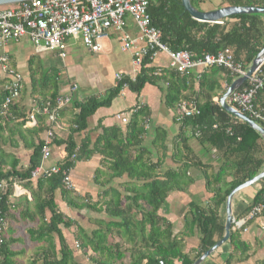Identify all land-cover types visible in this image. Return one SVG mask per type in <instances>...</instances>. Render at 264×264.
Instances as JSON below:
<instances>
[{"label": "trees", "instance_id": "obj_1", "mask_svg": "<svg viewBox=\"0 0 264 264\" xmlns=\"http://www.w3.org/2000/svg\"><path fill=\"white\" fill-rule=\"evenodd\" d=\"M146 1L151 27L160 32L161 43L172 52L186 51L192 60L199 59L204 54L212 55L228 49L234 62L240 64L246 71L264 47L263 15H240L220 21L222 25L206 24L196 22L184 13L180 0ZM205 2L207 0H190L191 6L197 11H201L200 5ZM224 6L264 8V0H221L218 7ZM149 64H151L150 60L145 58L140 74L134 81L124 78L110 90L106 98L102 100L92 98L83 103H71L76 113L70 121L71 135L64 141L65 159L59 167L71 169L75 162L87 161L94 154H99L108 165L110 179L125 176L130 181L141 182L139 187L127 189L126 192L131 193L130 197L125 198L129 204L122 207L119 194L116 193V198L105 207L106 215L118 221L107 224L90 237L77 229L79 234L77 244L81 250L85 254L90 250L93 253L92 256L98 257L90 259L92 264H112L116 254L113 249L118 250L120 247L117 244L113 246L108 243V236L112 235L113 229H118L120 233L117 235L127 238L132 246L129 264H143V262L144 264H159V262L162 264H193L222 238L224 229L220 221L219 209L229 193L264 170V142L260 135L213 102V91L217 85L208 74L202 75L199 79V89L196 95L193 91L186 93L190 94V98L184 94L190 87L187 77L180 76L171 70H162L155 75L156 70L149 67ZM211 69L218 70L214 67ZM42 81L41 87L48 88L50 91L46 100L39 104V109L47 105L48 109L54 108L58 96L56 74L47 73ZM160 82L166 86L167 108L177 111L178 105L185 103L187 106H194L199 112L198 115L183 118L179 123V134L172 148V159L177 164L175 169H166L158 174L155 171L160 166L159 161L156 164L144 160L143 138L147 131L144 129L143 118L148 117L147 109L144 107L131 113L124 131L117 128L105 130L92 149H89L87 141L76 148L72 135L83 131L86 127V120L99 108L108 106L110 101L119 95L123 85H126L129 91L139 93L145 84L157 85ZM246 87H248V81L239 90ZM4 97L5 92L2 89L0 105ZM63 109L57 114L62 113ZM16 110V106L11 107L15 119L20 120L23 116L18 115ZM45 120L44 115H38L36 117L37 127H33L31 134L37 137L43 130H49L50 126L45 125ZM24 123L25 120L22 119L20 125ZM255 123L262 127L257 121ZM156 132L152 143L160 144L164 157L165 134L157 130ZM189 136L196 137L205 153L214 151L211 161L203 163L191 152L187 145ZM52 143L60 145L56 141ZM42 146L43 142L40 140L32 144L33 153L29 166L20 173L13 167L10 172L4 174L0 162V182L7 181L10 184L8 180L13 178L20 181L28 180L30 173L39 166ZM72 155H74V161H70ZM211 162H215L216 168H212ZM192 168L200 171L205 181L206 192L211 194V198L204 207L192 206L193 211H190L189 217L186 218L185 234H192L193 230H196L198 235V245L191 257L183 253L182 238L172 237L171 225H165L166 223L158 217L157 212L166 206L168 194L174 191L182 193L186 191L192 182L187 173ZM262 183V188L254 195L248 210L258 204L263 205L264 208V179ZM36 188L37 192L39 190L44 195L42 197V194L38 192L39 195L36 198L33 197L34 216L40 220L34 239L43 241L47 245L41 254L40 264H73L71 262L72 253L67 247L62 229L69 230L75 224L58 211L54 204L53 194L59 190L66 205L73 209L86 207L89 210H96V207L88 201L81 204L76 203L71 193L62 187L61 174L37 180ZM9 195V188L4 193L0 192V215L5 220H7L9 209ZM46 211L50 215L48 219L45 218ZM131 211H135V215L139 217L138 220L130 215ZM53 236H56L58 240L57 252ZM1 239L0 264H11V253L5 234ZM227 246L231 253L224 264H232L236 254L242 255L246 250L237 231H230ZM57 253L59 254L58 259L56 258ZM116 258L120 260L122 255L118 254Z\"/></svg>", "mask_w": 264, "mask_h": 264}, {"label": "crops", "instance_id": "obj_2", "mask_svg": "<svg viewBox=\"0 0 264 264\" xmlns=\"http://www.w3.org/2000/svg\"><path fill=\"white\" fill-rule=\"evenodd\" d=\"M220 1L207 0V2L200 5L201 11L208 12L220 9L218 7ZM123 37L132 42V50L123 48ZM145 45V40L141 39L139 30L129 17L125 18V26L122 31H109V36L103 42L102 49L98 53L87 50L78 39L72 38L66 41L65 57L63 58L59 57L56 51L36 49L27 37H23L18 41L0 42V58L6 56L8 66L21 78L20 96L12 106H16L17 114L23 116L20 120H16L15 114L13 115L11 111V106V117L0 118V162L2 172L4 174L10 172L13 167L19 173L25 170L29 166L30 157L33 153L32 144L37 143L38 140L42 142L45 140L47 129L43 130L37 137L31 134V130L37 125L36 122L20 125L22 119L26 121L29 114H35L39 111V104L46 100L50 89L41 87L45 74L51 72L56 74L57 98L68 97L70 100L62 113L57 116L54 124L48 125V121L45 120V125L50 126L52 130L53 141L60 143V145L51 143L49 146L50 155L42 164L44 168H49L59 166L65 159L64 141L71 135L70 121L76 113L71 103H83L92 98L97 100L106 98L110 90L116 85L114 78L116 74L134 80L140 74L142 67V63L138 66L134 64V53L144 49ZM144 59H142V62ZM150 63L148 66L153 67L156 70L155 72L160 73L162 70H171L169 68V58L164 53L157 52ZM211 68H193L184 75L190 82V87L187 88L188 91L184 94L191 98L190 94L186 93L193 91L196 95L199 89V79L202 75L208 74L210 79L215 81L217 85L213 91L212 100L220 107V101L226 90L240 76H233L225 69L222 71V68L214 67L218 70ZM5 79L6 76L0 64V93ZM165 91L166 86L162 82L157 83V85L145 84L139 93L131 92L128 89L121 90L108 106L99 108L86 120V127L83 131L72 135V141L75 143L76 148L87 141L89 149H92L96 140L105 130L117 128L124 131L126 124L121 123L120 120L116 119V116L121 115L122 117L123 115L128 122L135 107L141 105L148 112L147 134L143 138L144 160L156 164L159 161L160 166L155 171L158 174L166 169H175L177 164L172 159V148L179 134L180 122L177 121L178 112L166 106ZM230 95L226 98L228 105H230ZM254 102L256 107L264 111V89L255 97ZM156 130L165 134L164 157L160 144L155 145L152 143L155 134H157ZM187 145L191 152L203 163L211 161L214 157V151L205 153L194 136H189ZM107 166L99 154H94L87 161L75 162L69 171V178L73 185V190L69 191L72 199L79 204L88 201L89 204L95 205L96 210H89L86 207L80 209L70 208L64 202L59 190H56L53 194L54 204L58 211L75 224L69 230L62 229V235L72 253L71 262L73 264H83L85 261L81 256L87 254L80 247L76 249L74 246L75 242L79 243L77 241V238H79L77 229L90 237L98 230H102L107 224L118 221L106 215L105 207L116 198V193L119 194L121 206H126L129 201L126 202L125 198L131 196V193L126 192L127 189L137 188L141 185V182L130 181L125 176L119 179H110ZM211 166L216 168L215 162H211ZM187 175L192 182L186 191L183 193L174 191L168 194L166 206L164 209H160L157 215L164 220L165 225H171L172 237L182 238L183 253H187L192 257L198 245V235L196 230H193L192 234H185V221L189 217V212L193 211L192 206L204 207L211 198V194L206 192L205 181L200 171L192 168ZM39 179L42 178H29L23 181L15 178L8 180L10 184L7 187L10 195L5 237L9 243L11 264H32L33 262L40 264L41 254L47 248L43 241L34 239L40 223L39 218L34 216L33 204V197L36 198L39 195L38 192L41 193L39 190L37 192L36 188ZM262 186V181L256 183L236 193L231 200V231H237L242 243L246 246V250L242 255L240 253L236 254L232 264H264V208L257 218L245 221L242 228H234L233 226L234 221L237 222L248 217L251 210L248 209L251 207L253 197ZM41 194L43 197V192ZM130 215L135 217V220L139 219L137 214L135 215V211H131ZM49 217L50 215L46 211L45 218L48 219ZM219 217L223 225L225 219L224 204L219 209ZM117 233H120V231L113 229L112 235L108 236L110 245L117 244L120 246L118 250L113 249L114 254H116L111 263L129 264L132 246L127 238L121 237ZM53 239L57 252L59 249L58 240L56 236H53ZM87 252H89V264H92L90 259L98 257L92 256L93 253L90 250ZM117 253L122 255L120 260L116 258ZM229 253H231V250L226 242L202 264H224ZM56 258H59L58 253Z\"/></svg>", "mask_w": 264, "mask_h": 264}, {"label": "built area", "instance_id": "obj_3", "mask_svg": "<svg viewBox=\"0 0 264 264\" xmlns=\"http://www.w3.org/2000/svg\"><path fill=\"white\" fill-rule=\"evenodd\" d=\"M148 3L146 0H31L8 7H0V42L18 41L27 37L36 49L56 51L59 57H65L66 41L70 38L78 39L89 51L98 53L102 44L107 40L109 31H122L125 26V18L129 17L140 32L141 39L145 40V48L134 53V64L142 63V59L151 60L157 52L164 53L169 58V68L184 76L193 68L218 67L230 72L233 76H241L245 72L241 65L234 62L231 52L224 49L215 54H204L196 60H192L186 51H170L161 43V34L151 27L150 18L147 14ZM222 25V22L214 23ZM123 48L132 50L133 44L126 37L122 38ZM2 70L6 76L3 91L5 97L0 105V118L10 116V107L19 98L21 91L20 76L8 66L6 56L0 58ZM155 75H158L155 73ZM116 84L124 79L119 74L115 75ZM134 81V80H130ZM248 87L231 93L229 104L234 109L246 115L250 120L257 121L264 129V111L255 106L254 101L257 93L264 88V64L248 80ZM127 89L126 85L122 90ZM68 97L56 99L54 108L48 109V105L39 109L35 114L28 115L25 123L36 122L37 115H44L48 125L55 123L58 111L69 104ZM139 105L135 110L142 108ZM35 112V111H34ZM177 121L183 118L198 115L194 106L180 103L177 107ZM116 119L126 124L122 115ZM144 129L148 128V119L143 118ZM45 140L41 147L40 165L30 173V179L49 178L52 175L61 174V185L66 191H72L73 185L69 178L70 169H62L59 166L44 168L43 162L50 155L49 146L53 141L52 130L45 133ZM74 161V155L71 160ZM8 183L0 182V192L7 190ZM263 210L261 204L251 208L248 217L237 222L234 228H242L245 221L257 218ZM264 226V225H263ZM7 230V223L0 215V244L2 235ZM75 248L79 245L75 242ZM162 264V262H159Z\"/></svg>", "mask_w": 264, "mask_h": 264}, {"label": "water", "instance_id": "obj_4", "mask_svg": "<svg viewBox=\"0 0 264 264\" xmlns=\"http://www.w3.org/2000/svg\"><path fill=\"white\" fill-rule=\"evenodd\" d=\"M31 1V0H0V7H8L12 5H16L22 2ZM180 5L183 9V12L186 13L192 20L199 23L206 24H214L216 22L228 19L230 17L240 16V15H263L264 16V8L263 7H233L226 6L220 9H216L213 11H197L195 10L191 4L190 0H180ZM264 64V47L260 50L257 56L250 63L249 67L246 71L238 77L235 81L231 83L229 88L226 90L224 96L220 101V107L223 111L230 114L234 118L238 119L246 123L251 129L256 131L262 141L264 142V129L259 127L255 122L250 120L244 114L234 109L230 105L226 103V98L238 90L244 82H246L250 77H252L255 72L260 68L261 65ZM264 179V171H261L257 176L252 178L249 181H246L244 184L233 189L229 195L226 197L224 202V210H225V219L223 223L224 233L222 238L209 250L203 253L193 264H202L207 258H209L219 247L224 245L230 236V231L232 227V215H231V200L233 196L239 191L248 188L250 186L255 185L256 183L261 182Z\"/></svg>", "mask_w": 264, "mask_h": 264}, {"label": "rangeland", "instance_id": "obj_5", "mask_svg": "<svg viewBox=\"0 0 264 264\" xmlns=\"http://www.w3.org/2000/svg\"><path fill=\"white\" fill-rule=\"evenodd\" d=\"M1 8H3V7H1ZM89 252H87V254H86V256H81L82 258H84V261L85 262H83V264H89L90 263V261H89Z\"/></svg>", "mask_w": 264, "mask_h": 264}]
</instances>
